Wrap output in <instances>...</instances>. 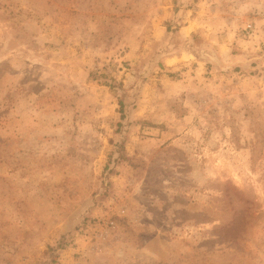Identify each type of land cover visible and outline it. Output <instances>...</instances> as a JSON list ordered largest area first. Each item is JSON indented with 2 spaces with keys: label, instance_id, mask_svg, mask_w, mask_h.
<instances>
[{
  "label": "rangeland",
  "instance_id": "rangeland-1",
  "mask_svg": "<svg viewBox=\"0 0 264 264\" xmlns=\"http://www.w3.org/2000/svg\"><path fill=\"white\" fill-rule=\"evenodd\" d=\"M0 264H264V0H0Z\"/></svg>",
  "mask_w": 264,
  "mask_h": 264
},
{
  "label": "built area",
  "instance_id": "built-area-1",
  "mask_svg": "<svg viewBox=\"0 0 264 264\" xmlns=\"http://www.w3.org/2000/svg\"><path fill=\"white\" fill-rule=\"evenodd\" d=\"M108 224H109V226H113V222H112V221H111V222H109Z\"/></svg>",
  "mask_w": 264,
  "mask_h": 264
}]
</instances>
